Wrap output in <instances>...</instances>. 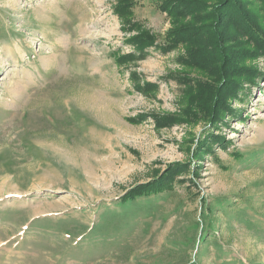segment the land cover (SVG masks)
Returning <instances> with one entry per match:
<instances>
[{"label": "rangeland", "instance_id": "1", "mask_svg": "<svg viewBox=\"0 0 264 264\" xmlns=\"http://www.w3.org/2000/svg\"><path fill=\"white\" fill-rule=\"evenodd\" d=\"M116 1L0 0V264H264V57L222 121L162 125L184 48L118 65ZM134 1L162 37L165 16Z\"/></svg>", "mask_w": 264, "mask_h": 264}, {"label": "trees", "instance_id": "2", "mask_svg": "<svg viewBox=\"0 0 264 264\" xmlns=\"http://www.w3.org/2000/svg\"><path fill=\"white\" fill-rule=\"evenodd\" d=\"M150 3L168 19L169 28L162 37L134 21V0L114 3L113 12L129 34L125 42L132 47L129 54L117 58L118 65L129 64L138 57L131 53L144 54L153 46L162 53L183 47L184 54L176 59L181 69L165 75L166 80L175 81L181 88L178 99L181 109L162 125L171 126L177 122L191 125L202 117L207 124L222 121L221 114L230 110L229 102L243 88L245 79L258 76L244 60L264 57V0H151ZM237 42L244 47L233 50L228 44ZM227 56L236 57V61L232 62ZM137 74L133 72L129 76L138 81V91L157 89L155 83L140 84ZM169 171L175 173L172 169ZM154 183L134 195L155 190L158 184ZM206 210L210 211V206Z\"/></svg>", "mask_w": 264, "mask_h": 264}, {"label": "crops", "instance_id": "3", "mask_svg": "<svg viewBox=\"0 0 264 264\" xmlns=\"http://www.w3.org/2000/svg\"><path fill=\"white\" fill-rule=\"evenodd\" d=\"M133 10V9H132ZM159 12V11H158ZM157 12V13H158ZM162 14V13H161ZM162 15H164V14H162ZM133 16H134V14H133ZM165 16V15H164ZM166 18V17H165ZM167 19V18H166ZM167 23H168V27H169V22H168V19H167ZM168 27H167V29H168ZM149 29V28H148ZM166 29V30H167ZM151 30V29H150ZM71 31V30H70ZM151 32L153 33V34H155L154 33V31L153 30H151ZM158 36V35H157ZM67 37V36H66ZM160 37V36H159ZM159 53H161L160 51H159ZM166 56L167 57H169L170 56V54H169V52L168 53H161V57L159 58V59H164V58H166ZM35 64L37 65V68H36V71H37V73H39V74H43V72H44V69H46V66H44L43 64H42V62H41V60H40V58H38L37 57V60L35 61ZM149 64V63H148ZM78 66H80L81 65V63H79V64H77ZM79 74V76H80V73H78ZM95 74V73H94ZM93 74V75H94Z\"/></svg>", "mask_w": 264, "mask_h": 264}]
</instances>
